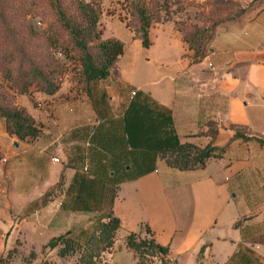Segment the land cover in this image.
Wrapping results in <instances>:
<instances>
[{"label":"crops","instance_id":"1","mask_svg":"<svg viewBox=\"0 0 264 264\" xmlns=\"http://www.w3.org/2000/svg\"><path fill=\"white\" fill-rule=\"evenodd\" d=\"M239 1L250 5L216 26L196 62L171 20L149 24L146 46L129 29L126 37L102 34L123 42L102 86L111 120L122 125V110L137 90V100L148 96L152 109L169 110L165 127L179 140L223 146L202 165L177 168L154 157L138 176L120 172L131 150L121 130L106 131L88 159L90 122L83 114L92 115L90 125L97 119L83 95L49 96L48 116L39 118L33 140L8 133L0 116V258L9 252L7 264H75L74 253L59 255L46 242L64 231L82 239L93 219L109 210L119 221L112 244L101 251L111 264H135L125 243L130 231L165 246L168 264H264V0ZM15 102L34 116L26 94ZM83 164L116 171L112 200L107 182L99 209H72L64 193Z\"/></svg>","mask_w":264,"mask_h":264},{"label":"trees","instance_id":"2","mask_svg":"<svg viewBox=\"0 0 264 264\" xmlns=\"http://www.w3.org/2000/svg\"><path fill=\"white\" fill-rule=\"evenodd\" d=\"M46 1L53 12V20L42 30L46 45L39 51L32 47V37L36 31L24 18L15 20L19 15L23 17V6L20 3L13 4L11 0H0V76L6 81L4 87L0 83V116L8 133L22 140H33L38 136L42 124L34 119L25 106L14 101L15 94L30 95L37 91L53 94L58 89L57 77L63 72L66 61H74L80 67L86 98L97 119L94 126L90 125L87 130L88 159L91 157L89 148L94 147L95 141L102 142L106 131L111 130H121L125 134L123 140L131 150L129 156L122 160L120 172H132L134 177L144 173V165L149 160L153 161L154 157L162 158L170 166L190 168L202 165L208 157L222 152L223 146L210 143L197 145L179 140L170 128L165 127L170 120L169 110L163 113L152 109L148 96L137 100L134 97L137 90H134L122 110V125L118 124L117 119L112 121L107 107V94L102 86L96 85V80L108 75L110 66L122 51L123 42L115 36H100L98 0H73L71 10L61 0ZM210 1L212 17L209 22L188 24L169 18L160 19L155 2L148 6L144 0L133 1L130 15H134L135 21L126 19L124 25L132 36H138L142 45L146 46L150 41L147 33L149 24L152 21L171 20L191 49L190 62H196L207 52L216 26L241 15L250 5V2L242 3L239 0ZM125 164H128L127 170ZM86 166V170L82 167L75 170L64 188V193L71 196L72 209H99L107 182L111 185L109 201L114 194L112 183L116 178L115 169L108 167L102 172L101 165L95 166L96 171L99 169L98 175L95 169ZM60 183L58 179L53 186L57 187ZM51 190L45 191L41 202ZM118 222V218L107 210L93 219L89 232L82 239L64 231L51 236L46 245L55 247L59 255L74 253L75 264H94L95 257L112 244ZM144 228L151 234L148 225L145 224ZM125 243L134 250L135 264H139L144 255H151V251L159 249L165 252V246L155 242L152 236L140 237L133 231L125 235ZM8 256L9 252L1 257L0 264H7ZM160 260L162 264H168L163 257ZM104 264L111 263L105 260Z\"/></svg>","mask_w":264,"mask_h":264},{"label":"rangeland","instance_id":"3","mask_svg":"<svg viewBox=\"0 0 264 264\" xmlns=\"http://www.w3.org/2000/svg\"><path fill=\"white\" fill-rule=\"evenodd\" d=\"M13 4L23 6L24 15L21 17H16L15 20H25L35 31L36 35L32 37V47L37 50H42L45 47V41L43 40L42 30L53 20V12L46 0H11ZM100 6V13L98 19V28L100 31V36L104 37L102 34L107 35L108 33L115 34L120 37H126L128 33V28L124 25V20L130 19V21H135L134 15H130V10L133 1L137 0H98ZM145 3L150 6L155 5L158 9L160 19H172L183 21L184 23H208L211 15V1L210 0H144ZM63 5H66L69 10L72 9L73 0H61ZM29 6V8H27ZM124 17V19H121ZM112 18L110 21H106ZM22 20V21H23ZM106 21V22H105ZM58 89L53 94L46 95L41 91H37V97H33L32 94L28 95L29 102L34 112V119L40 122L39 118L44 119L48 116V107L46 106L49 102V96L52 98H57L61 96L71 95L75 98L81 97L82 95L86 97L85 92V81L82 79L80 73L79 65L74 61H66L63 67V72L57 77ZM0 83L2 86H6V81L0 76ZM106 83V77L96 80V85L103 86ZM25 93H16L14 101H16V95ZM68 108L73 106L69 105ZM65 107L67 110L68 108ZM46 109V110H45ZM70 110V111H71ZM80 110V108H79ZM78 110V111H79ZM83 112V111H82ZM86 112V110H85ZM89 120L93 122L91 114H83ZM41 123V122H40ZM90 123L87 125V130H89ZM42 124V123H41ZM45 130H50V122L44 123ZM174 206V204H173ZM138 236L142 237L139 233ZM143 236H148L144 234ZM153 253L151 255H144L141 258L139 264H162L161 260H156L153 258ZM106 255L104 252H100L99 255L95 257L94 264H104L106 260Z\"/></svg>","mask_w":264,"mask_h":264},{"label":"built area","instance_id":"4","mask_svg":"<svg viewBox=\"0 0 264 264\" xmlns=\"http://www.w3.org/2000/svg\"><path fill=\"white\" fill-rule=\"evenodd\" d=\"M131 92H133V91H131ZM4 160H5V157L0 156V161H4ZM50 160H52V161H58V157L55 156V155L50 156ZM82 169H83V170H86V169H87L86 164H83V165H82ZM152 256H153L154 259H156V260H160V257H163V256H164V253L161 252V250L156 249V250L154 251V253H153Z\"/></svg>","mask_w":264,"mask_h":264},{"label":"water","instance_id":"5","mask_svg":"<svg viewBox=\"0 0 264 264\" xmlns=\"http://www.w3.org/2000/svg\"><path fill=\"white\" fill-rule=\"evenodd\" d=\"M17 142L16 141H14V144H16Z\"/></svg>","mask_w":264,"mask_h":264}]
</instances>
